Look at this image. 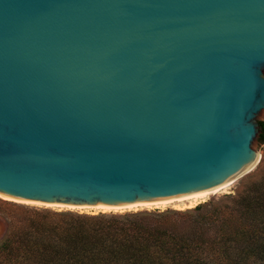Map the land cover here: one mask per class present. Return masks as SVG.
I'll return each mask as SVG.
<instances>
[{"label": "water", "instance_id": "obj_1", "mask_svg": "<svg viewBox=\"0 0 264 264\" xmlns=\"http://www.w3.org/2000/svg\"><path fill=\"white\" fill-rule=\"evenodd\" d=\"M263 109L264 0H0L3 197L216 189L259 163Z\"/></svg>", "mask_w": 264, "mask_h": 264}, {"label": "trees", "instance_id": "obj_2", "mask_svg": "<svg viewBox=\"0 0 264 264\" xmlns=\"http://www.w3.org/2000/svg\"><path fill=\"white\" fill-rule=\"evenodd\" d=\"M258 166L239 191L184 211L17 207L0 264H264V147Z\"/></svg>", "mask_w": 264, "mask_h": 264}, {"label": "rangeland", "instance_id": "obj_3", "mask_svg": "<svg viewBox=\"0 0 264 264\" xmlns=\"http://www.w3.org/2000/svg\"><path fill=\"white\" fill-rule=\"evenodd\" d=\"M259 120H264V109L259 114ZM263 147H264V143H260L259 153L261 156H262V148ZM261 175H262V171L257 164L254 168L251 169V171L247 172L243 176L236 179L233 182V184L229 187L227 192L212 194L209 197H207L204 201H201L199 203H203V202L210 201L213 199L217 200L218 198L222 197L225 194H234L235 192L242 189V187H244V185L249 180L258 179ZM17 207L42 208V207H47V206L28 205V204L19 203V202L12 201V200L3 199L0 197V241L2 240V238L4 237V235L6 234V232L8 230V222H9V219H11L12 211L14 212V210H16ZM47 208H52V207H47ZM53 209H69V208H60V207L54 208L53 207ZM187 209L186 208H183V209L176 208L172 204H168L164 207H151V208H149V207H137V208L125 209L123 211H108V212H125V211H137V210H160V211H163V210H179V211H184ZM189 209H192V208H189ZM71 210H76V211H80V212H93L92 210H90V211H84V210H79V209H71ZM96 212H99V211H96Z\"/></svg>", "mask_w": 264, "mask_h": 264}, {"label": "bare ground", "instance_id": "obj_4", "mask_svg": "<svg viewBox=\"0 0 264 264\" xmlns=\"http://www.w3.org/2000/svg\"><path fill=\"white\" fill-rule=\"evenodd\" d=\"M258 163L257 162L250 167L248 170H246L243 173H247L251 171L252 168H254ZM242 173V174H243ZM233 179L232 181L228 182L227 184L220 186L216 189H220V191H216V189L199 193V194H194L186 197H180V198H174V199H168V200H161V201H154V202H145V203H138V204H129V205H119V206H103V205H82V206H74V205H64V204H54V203H43V202H36V201H28V200H16V199H11L7 197H3L0 195L1 198L7 199V200H12L16 201L19 203L23 204H28V205H40V206H47V207H54V208H69V209H79V210H84V211H90L92 210L93 212L96 211H103V212H108V211H123L125 209H131V208H137V207H164L168 204H172L176 208H192L195 205H197L199 202L204 201L207 197H209L212 194L215 193H221V192H227L229 187L233 184V182L237 179Z\"/></svg>", "mask_w": 264, "mask_h": 264}, {"label": "snow or ice", "instance_id": "obj_5", "mask_svg": "<svg viewBox=\"0 0 264 264\" xmlns=\"http://www.w3.org/2000/svg\"><path fill=\"white\" fill-rule=\"evenodd\" d=\"M216 191H220V189H216Z\"/></svg>", "mask_w": 264, "mask_h": 264}]
</instances>
